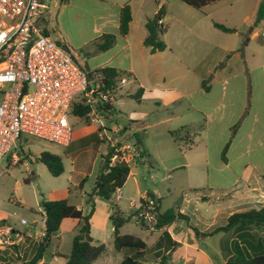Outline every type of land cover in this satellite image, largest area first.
<instances>
[{"label": "rangeland", "instance_id": "1", "mask_svg": "<svg viewBox=\"0 0 264 264\" xmlns=\"http://www.w3.org/2000/svg\"><path fill=\"white\" fill-rule=\"evenodd\" d=\"M125 2L126 0H44L43 3L47 9L41 12V16L37 20V27L46 31L57 47L66 46L68 54L74 58L79 68L84 74L90 75L93 66L100 61V59H96L98 57L96 55L99 54H88L84 57L82 55V58L79 52L92 53L96 41H90L91 38L105 31L110 35H115V31L108 28L113 22L118 21L119 7ZM159 2L162 3L160 8L163 11L160 40L178 58L184 56L191 66L195 65L206 52V48H209V45L203 44L201 40L206 27L220 39L231 41L239 39L242 43L247 38H255V43L264 41V20L255 22L258 7L264 0H218L201 10L189 7L180 0ZM157 12L159 13L160 9ZM156 16L157 13L152 19H155ZM178 18L191 29L186 30L179 26L175 21ZM213 22L234 32L237 30L239 35L233 36L234 32L224 34L221 31L213 30ZM131 43L134 42L131 41ZM139 49L143 50L140 45ZM164 61L165 59L158 63ZM221 63L223 66L224 59ZM211 76L212 73L205 78V82L211 83ZM133 86V80L128 78L127 84L115 94L111 116L97 111L95 115L89 114L87 119L69 115L67 120L72 129L69 148L35 137L22 136L16 150L13 151L19 162L12 160L11 154L0 160V222L4 221L8 230L13 231L21 239H34V234L38 236L42 230L41 222L44 216L39 208L42 199L45 201L67 199L69 204L78 206L83 214L87 212L89 207L85 203L83 192L90 193L96 176L100 172L101 156L105 150L104 145L97 139L100 125L92 121L94 118L100 119L107 128L117 126L123 130L128 125H133L135 127L134 132H136L135 136L139 140H146V144L155 157V160L150 164L147 162L130 166V176L120 190L121 196L118 200H115V192L109 202L102 199L96 203L92 221L90 220L92 235L105 246L97 264H119L121 261V254L117 253L112 246L110 216L113 212L119 211L126 218L139 208L141 204L140 197L136 193L137 185L148 189L150 192L146 191V193L149 192L154 199H157L155 191L158 190L160 197H162L160 202L162 212L172 209L175 213L187 215L188 223L176 222V226L181 227L182 232L187 231V224L196 228L197 224L201 223V219L204 217L202 214L204 207L200 206L199 202L196 203L194 191L206 187L207 184L225 186L230 183L229 178L218 180L215 176L216 155L214 145L211 144L209 148L211 157L209 169H207L208 173L203 168L192 166L171 171V176H168V171L165 168L167 145L174 148L179 145L180 149L184 150L186 146L190 147L192 146L191 143L195 142L198 150L194 152V158L191 159L190 154H188L184 159L189 158L191 162H198L205 156L204 144L200 143L196 137L187 141L184 139L178 141L177 139H180L178 135L182 137L180 132L174 138L165 137L162 133L176 125L165 120L168 116L167 108L162 109L161 107L159 109L157 105H154L151 101L152 96H149L150 93L147 94V100H143L138 105L134 99V94L132 96L126 95V90L131 92ZM212 94L213 89L210 96ZM192 102L194 105H198L194 100ZM141 112L144 113L143 119L138 118ZM131 130H126L122 137L125 139L130 135L133 136ZM42 153L56 155L61 159L64 171L60 176L52 177L46 167L38 161V157ZM83 179H85L82 186L83 191H80L77 187ZM68 191H70L69 194ZM131 201L136 204L135 208L130 207ZM186 201L189 204H185ZM205 210L207 214H212V205L210 204L209 208L205 207ZM225 216V213L220 215L221 222L224 221ZM21 221H25L26 224H22ZM72 225L74 226V220H64L56 234L58 238L56 236L51 237L42 258L44 264H64L63 257L68 256L71 250ZM140 231L141 227L134 221H130L119 230V233L140 238L142 236ZM143 236V238L148 236V240L150 237L155 238L157 233L148 234L144 230ZM262 236L264 237V234ZM219 238L220 235L208 237L205 244L210 248V244L215 243ZM0 239L2 242H9L10 240L7 234H0ZM36 239L37 242L34 243V247L43 238L38 236ZM248 241L251 244H256L259 239L250 238ZM259 243L262 244L263 241ZM21 245L8 246L0 243V247H4L0 249V264L29 263L34 255V247L31 249L29 246L25 248L26 245L23 247ZM200 247L203 248V251L206 249L205 245H200ZM237 250L235 256L238 258L243 256L242 258L246 259L247 256L249 258L252 256L249 255L250 249L247 251L239 245ZM180 254H183V249ZM211 262L212 264H219L217 260Z\"/></svg>", "mask_w": 264, "mask_h": 264}, {"label": "crops", "instance_id": "2", "mask_svg": "<svg viewBox=\"0 0 264 264\" xmlns=\"http://www.w3.org/2000/svg\"><path fill=\"white\" fill-rule=\"evenodd\" d=\"M159 1L164 0H126L119 9L124 5L130 8L131 22L128 34L124 38L119 37L118 21L113 22L108 28L115 31V35H112L115 37V42L110 49L99 52L95 48L96 43L103 35H110L105 31L91 38L90 41H96L92 53L85 54L80 51L79 55L84 57L88 54H99L96 55L98 56L96 59L98 58L100 61L93 66L91 74L100 75L97 71L106 67L114 68L121 73L116 94L121 91L122 86L127 84L129 78L133 80L134 86L131 88V92H128V89L126 90V95H139V100L136 101L138 105L143 100H147V94L150 93L149 96H152L151 101L154 105H157L159 109L161 107L162 109L167 108L168 116L165 120L171 124L173 123L172 125H176L174 128H171V126L162 133L165 137L174 138L180 132L182 137L178 135L180 137V139H177L178 141L182 139L187 141L196 137L200 143L204 144L205 156L198 162H191L189 158L184 159L188 154H190L191 159L194 158L193 154L198 150L195 142H192L190 147L186 146L184 150H181L179 145L177 148L167 145L165 168L168 171V176H171V171L192 166L203 168L208 173L207 169H209L211 157L209 148L213 144L216 155L214 163L215 176L218 180L230 179V183L225 186H210L207 184L206 187L194 191L196 203L199 202L200 206L204 207L202 210L204 217L196 228H192L187 224L186 232H182V228L176 226V222L184 221L188 223L187 215H185L187 220H175L163 229H155V231L149 232L142 223L135 219L139 211V208H137L130 215L131 218L127 223L134 221L141 227L140 233L142 236L140 239L147 246L143 257L145 263L155 264L163 261L165 264H212L211 261L217 260L219 264H232L236 261L237 246L245 247L237 231L209 236L220 235L215 243L210 244V248L205 244L208 237H203L201 234L209 233L217 227L224 226L227 218L233 214L259 210L264 207V41L255 43V38H247L246 42L242 43L239 39L237 41L220 39L206 27L201 40L203 44L209 45V48H206V52L195 65L191 66L184 56L178 58L164 42L165 50L152 54L148 48L143 46V40L147 36L145 24L156 13L158 15L157 11L162 5ZM175 21L184 29H191L179 18ZM202 24L205 25L204 22ZM212 28L217 30L214 28L213 23ZM238 35L239 33L236 30L233 36ZM217 38L218 41H216ZM131 41L134 43H131ZM139 45L144 51L139 49ZM164 59V62L158 63ZM222 59L225 61L223 66ZM218 63H220L219 66H217ZM211 73L210 81L212 82H205V78ZM140 89L142 91H139ZM212 89L213 94L210 96ZM192 100L198 105H194ZM143 117L144 113H139L138 118L143 119ZM114 128L118 127H110V129ZM126 128L128 131L132 129L131 133L135 136L136 132H134L135 127L133 125H128ZM178 129L180 131H177ZM125 131L123 130L122 133ZM125 139L136 142L131 135ZM136 144L140 151L144 152V156L137 164L147 162L150 164L155 160L154 154L146 144V140H140V144L137 142ZM69 147L70 145L67 148ZM174 149L176 150L174 151ZM15 157V162H19L18 157ZM150 166L152 167V165ZM121 189L115 194V200L120 198ZM80 191H83L82 187ZM146 191L149 190L142 188L140 185L136 186V193L140 197L141 205ZM155 193H157V199L155 200L158 201L159 212L163 213L160 207L162 197H160L157 189ZM83 194L85 198L86 193L83 192ZM100 200L102 198L94 199V212L96 203ZM131 202L130 207L135 208L136 204ZM185 204H189L188 201ZM210 204L213 213L207 214L205 207L209 208ZM74 207L79 209L78 206ZM88 211L89 208L85 214ZM81 212L83 213L82 210ZM223 212L226 216L224 221L221 222L219 217L224 214ZM43 218L44 216L42 220ZM75 225L76 221H74V226H71L72 229ZM6 229H8L6 224L0 225V234H4ZM44 230L42 224V230L38 236ZM144 230L148 234L157 233V236L155 238L150 237L147 240L148 236L143 238ZM195 231H197V235ZM248 232L254 238L264 239L262 236L264 231L251 228ZM11 233L9 242H2L0 239V243L8 246L22 244L21 247L26 245L25 248L29 246L32 249L34 243L37 242L36 238L38 236L36 234H34V239H21L13 231ZM260 233L261 235H258ZM90 235L94 241L99 243L92 235L91 224ZM56 238L58 237L56 236ZM16 239L17 241H15ZM200 245H205L206 249L203 251ZM3 248L0 247V249ZM182 249L183 254H180ZM116 252L121 254V260L124 257L123 254H126L125 251ZM65 258L66 256L63 257L64 264ZM98 260L93 264H97ZM38 264H44L43 259Z\"/></svg>", "mask_w": 264, "mask_h": 264}, {"label": "built area", "instance_id": "3", "mask_svg": "<svg viewBox=\"0 0 264 264\" xmlns=\"http://www.w3.org/2000/svg\"><path fill=\"white\" fill-rule=\"evenodd\" d=\"M43 1L0 0V160L10 154L16 160L13 151L22 136L68 147L72 129L67 119L73 116V104H89L90 115H95L99 101L112 105L100 91L102 76L84 74L37 27L41 12L47 9ZM92 121L100 125L97 139L106 148L102 159H108L109 167L139 163L141 151L136 142L124 139L119 128H107L98 118ZM140 206L135 219L149 232L155 231V199L146 193ZM4 234L9 239L12 235L8 229ZM44 236L45 231L40 238Z\"/></svg>", "mask_w": 264, "mask_h": 264}, {"label": "trees", "instance_id": "4", "mask_svg": "<svg viewBox=\"0 0 264 264\" xmlns=\"http://www.w3.org/2000/svg\"><path fill=\"white\" fill-rule=\"evenodd\" d=\"M189 7L196 10H201L203 7L210 3H214L218 0H180ZM160 14L162 16L163 11L160 8ZM161 16L158 20H148L145 24L147 36L143 40V46L148 48L150 53L163 52L165 50V44L160 40V34L162 31ZM264 20V2H262L255 15V22L258 23ZM131 22V12L127 5H124L119 11L118 18V35L124 38L129 31V24ZM214 28L220 30L223 33H232L234 31L213 22ZM43 34H47L43 30ZM115 42V37L112 35H103L96 43L95 48L97 51H106L110 49ZM246 42V41H245ZM61 49L68 53L66 46H61ZM75 62L74 58H72ZM101 76V89L100 91L107 95L109 102L115 101V94L117 84L120 81L121 73L114 68H103L97 71ZM139 91H142L141 89ZM93 97H95L93 95ZM134 99L139 100V95H135ZM97 102L95 110L97 112L104 113L106 115H112V106L107 103ZM92 111L89 104H73L72 115L76 118L87 119V116ZM123 130H127L124 128ZM120 130V133L123 131ZM134 139L138 144L140 140L134 136ZM144 156V152H141V157ZM38 161L43 164L49 174L52 177L60 176L63 171V163L61 159L49 153H42L38 157ZM130 172V167L124 163L116 164L113 167L108 166V159H102V166L100 172L96 176L93 187L90 193L85 194V203L89 207L87 214H83L81 210L77 209L73 205L69 204L67 199L56 201L41 200L39 208L44 213V228L45 236L34 247V255L29 263L26 264H38L43 258V255L48 247L51 237L56 236L59 231L60 225L63 220H74L76 225L73 229V237L71 242V250L68 256L65 258V264H93L96 262L105 250L104 244L98 243L93 240L90 235V219L94 213V199L102 198L109 201L115 192L122 188ZM85 179H83L78 185V189H81ZM156 205L158 203L157 200ZM142 208V206H140ZM131 216L124 218L119 211L113 212L110 216V221L113 228L112 245L115 251H125L124 257L119 264H147L143 260L144 254L147 250L146 244L138 237L131 235H121L119 229L125 225ZM175 220H187L185 215L175 213L172 209L163 213L159 212L158 205L156 206V225L155 229H163L164 227L172 224ZM2 226L4 221L1 222ZM256 229L264 231V207L259 210H251L244 213H237L229 216L226 220V224L221 227H217L209 233L201 234L203 237H209L215 234H226L230 231H237L239 237L243 240L245 247L243 249L251 251L246 259L236 257L235 263L232 264H264V239L259 240L256 244H251L248 240L253 238L248 232L249 229ZM14 233V232H13ZM15 234V233H14ZM197 235V231H195ZM263 241L262 244L259 242ZM247 245V246H246ZM238 247V246H237ZM238 251V250H237ZM155 264H165L163 261Z\"/></svg>", "mask_w": 264, "mask_h": 264}, {"label": "water", "instance_id": "5", "mask_svg": "<svg viewBox=\"0 0 264 264\" xmlns=\"http://www.w3.org/2000/svg\"><path fill=\"white\" fill-rule=\"evenodd\" d=\"M159 15H160V12H159L158 15L155 17V20H158V19H159Z\"/></svg>", "mask_w": 264, "mask_h": 264}]
</instances>
